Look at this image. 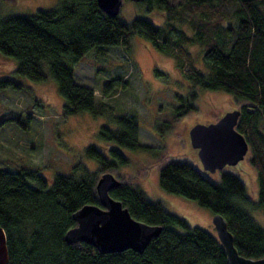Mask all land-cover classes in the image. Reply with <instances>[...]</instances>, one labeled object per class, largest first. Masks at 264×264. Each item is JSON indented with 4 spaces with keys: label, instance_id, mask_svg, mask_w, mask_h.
I'll return each instance as SVG.
<instances>
[{
    "label": "trees",
    "instance_id": "1",
    "mask_svg": "<svg viewBox=\"0 0 264 264\" xmlns=\"http://www.w3.org/2000/svg\"><path fill=\"white\" fill-rule=\"evenodd\" d=\"M140 3L148 11H162L167 16L165 26L140 16L127 23L122 15L112 17L104 12L97 0H59L49 10L1 19L0 52L17 60L20 77L37 82L49 77L55 80L66 114L98 115L102 108L113 111L104 102L97 107L94 89L76 82L75 66L92 51L104 55L115 45L129 51L134 34L173 57L195 86L222 90L246 102L237 129L249 143L250 163L258 173L257 201L251 200L237 174L223 172L215 182L187 162L167 163L159 181L165 191L224 216L240 255L263 258L264 226L251 212L264 213V133L260 128L264 117V0ZM186 22L193 35L176 25ZM194 43L204 50L206 69L195 63L189 50ZM120 80L104 84V95L121 86ZM193 108L194 104H189L182 114ZM111 121L115 129L104 126L99 132L103 146L87 149L88 156L99 164L97 172L80 166L72 174H57L50 181L39 169L27 165L17 171L0 168V226L7 236L8 264H228L218 237L168 212L132 183L122 182L111 191L112 197L137 220L163 227L143 254L132 249L101 254L87 243L66 242L67 232L76 226L73 215L85 205L99 203L100 176L120 163L127 164L126 150L143 147L137 116H118Z\"/></svg>",
    "mask_w": 264,
    "mask_h": 264
},
{
    "label": "rangeland",
    "instance_id": "2",
    "mask_svg": "<svg viewBox=\"0 0 264 264\" xmlns=\"http://www.w3.org/2000/svg\"><path fill=\"white\" fill-rule=\"evenodd\" d=\"M18 1L15 5L0 4V20L13 14L49 10L59 2ZM171 1L179 5L184 0ZM121 15L127 23L137 16L156 26H165L167 20L162 11H148L144 4L131 1L126 2ZM176 25L187 34H194L187 22ZM189 50L196 65L206 69L202 46L194 43ZM16 69L17 60L0 52V83L4 82L0 87V168L17 171L27 165L39 169L50 181L57 174H72L80 166L97 172L99 164L88 156L87 149L103 146L99 136L102 127L115 129L112 118L137 116L143 147L126 150L129 162L110 170L121 182L140 187L148 199L160 202L168 212L215 237L214 215L209 209L161 187L160 171L167 163H190L215 182L221 180L223 172L235 173L246 184L251 200L257 201L258 173L250 163V152L237 166L211 173L204 169L198 149L190 140L193 126L217 122L228 111L242 110L246 102L222 90L195 86L173 57L140 35L131 36L129 51L122 45L108 48L104 55L92 51L75 66L76 82L94 89L97 107L101 108L104 102L112 107V112L102 108L98 115L66 114L65 100L55 80H29L17 75ZM117 78L121 79V86L110 88L109 95H104V84ZM191 103L194 108L182 114ZM260 128L264 133V117ZM251 214L264 226L263 212Z\"/></svg>",
    "mask_w": 264,
    "mask_h": 264
},
{
    "label": "water",
    "instance_id": "3",
    "mask_svg": "<svg viewBox=\"0 0 264 264\" xmlns=\"http://www.w3.org/2000/svg\"><path fill=\"white\" fill-rule=\"evenodd\" d=\"M14 2L15 0H7ZM127 1L97 0L99 7L112 17L121 15ZM242 111L226 112L217 122L198 123L190 130V140L198 149L205 170L215 173L227 166L235 167L250 152L246 137L237 129ZM122 182L110 171L103 173L97 182L98 204L85 205L73 218L76 226L70 229L65 240L69 244L80 242L94 246L101 254L124 252L132 249L143 254L163 230L160 225H149L132 216L123 203L112 197L111 191ZM219 241L227 253L228 264H264V257L246 258L239 254L234 236L228 229L224 216L213 217ZM9 263V248L5 230L0 226V264Z\"/></svg>",
    "mask_w": 264,
    "mask_h": 264
},
{
    "label": "flooded vegetation",
    "instance_id": "4",
    "mask_svg": "<svg viewBox=\"0 0 264 264\" xmlns=\"http://www.w3.org/2000/svg\"><path fill=\"white\" fill-rule=\"evenodd\" d=\"M1 3H6V4H9V5H15V4H18L19 3V1L18 0H15L14 2H9V1H7V0H0V4ZM2 83V82H1ZM104 127V126H103Z\"/></svg>",
    "mask_w": 264,
    "mask_h": 264
}]
</instances>
